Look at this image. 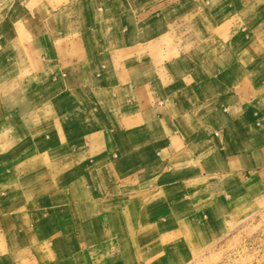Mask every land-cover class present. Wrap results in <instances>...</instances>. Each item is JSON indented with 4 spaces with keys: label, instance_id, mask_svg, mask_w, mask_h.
<instances>
[{
    "label": "crops",
    "instance_id": "crops-1",
    "mask_svg": "<svg viewBox=\"0 0 264 264\" xmlns=\"http://www.w3.org/2000/svg\"><path fill=\"white\" fill-rule=\"evenodd\" d=\"M263 202L264 0H0V264H194Z\"/></svg>",
    "mask_w": 264,
    "mask_h": 264
},
{
    "label": "rangeland",
    "instance_id": "rangeland-1",
    "mask_svg": "<svg viewBox=\"0 0 264 264\" xmlns=\"http://www.w3.org/2000/svg\"><path fill=\"white\" fill-rule=\"evenodd\" d=\"M264 263V202L254 214L238 222L224 240L208 247L194 264Z\"/></svg>",
    "mask_w": 264,
    "mask_h": 264
}]
</instances>
